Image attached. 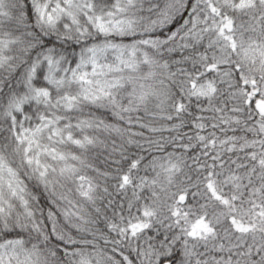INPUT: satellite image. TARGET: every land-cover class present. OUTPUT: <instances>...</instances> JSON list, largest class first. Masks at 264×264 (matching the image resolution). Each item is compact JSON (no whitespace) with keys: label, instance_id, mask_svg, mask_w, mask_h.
Here are the masks:
<instances>
[{"label":"snow or ice","instance_id":"1","mask_svg":"<svg viewBox=\"0 0 264 264\" xmlns=\"http://www.w3.org/2000/svg\"><path fill=\"white\" fill-rule=\"evenodd\" d=\"M0 264H264V0H0Z\"/></svg>","mask_w":264,"mask_h":264}]
</instances>
